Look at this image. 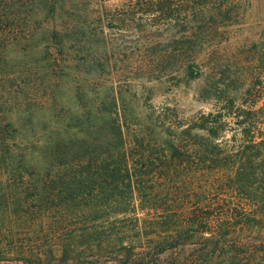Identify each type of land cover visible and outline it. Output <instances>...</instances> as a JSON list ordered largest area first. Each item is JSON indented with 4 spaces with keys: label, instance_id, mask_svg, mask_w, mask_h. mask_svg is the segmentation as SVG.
Instances as JSON below:
<instances>
[{
    "label": "trees",
    "instance_id": "trees-1",
    "mask_svg": "<svg viewBox=\"0 0 264 264\" xmlns=\"http://www.w3.org/2000/svg\"><path fill=\"white\" fill-rule=\"evenodd\" d=\"M105 1L0 0V264H264V32L232 96L172 124L98 85ZM205 7L125 12L159 28Z\"/></svg>",
    "mask_w": 264,
    "mask_h": 264
},
{
    "label": "rangeland",
    "instance_id": "rangeland-1",
    "mask_svg": "<svg viewBox=\"0 0 264 264\" xmlns=\"http://www.w3.org/2000/svg\"><path fill=\"white\" fill-rule=\"evenodd\" d=\"M135 1L89 6L94 39L100 53L107 52L108 62L101 59L98 68L102 89L112 87L123 100L136 104L138 116L172 124L212 112L225 96H232L227 88L241 74L243 54L264 32V0H206L207 7L186 18L165 16L159 28L145 17L126 16V6ZM162 57H169V64H161ZM188 67L200 76L189 80ZM246 235L258 237L255 231Z\"/></svg>",
    "mask_w": 264,
    "mask_h": 264
}]
</instances>
